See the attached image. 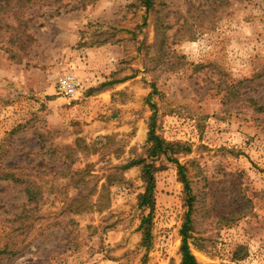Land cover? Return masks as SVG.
<instances>
[{"label":"rangeland","instance_id":"obj_1","mask_svg":"<svg viewBox=\"0 0 264 264\" xmlns=\"http://www.w3.org/2000/svg\"><path fill=\"white\" fill-rule=\"evenodd\" d=\"M218 2L37 7L21 61L0 42V245L28 225L0 264H179L186 196L176 166L147 156L152 119L185 167L198 263L264 264V0ZM67 74L72 98L57 92ZM135 160L157 169L149 249L142 165L122 168Z\"/></svg>","mask_w":264,"mask_h":264},{"label":"trees","instance_id":"obj_2","mask_svg":"<svg viewBox=\"0 0 264 264\" xmlns=\"http://www.w3.org/2000/svg\"><path fill=\"white\" fill-rule=\"evenodd\" d=\"M65 0H0V42L4 41L5 43V52L9 55L11 61H21L23 56L27 52L28 46L32 42L31 36L27 33V24L29 23V14L30 10H33L37 7H50L57 6V10L60 7H66L68 4H71L72 1L75 2L73 9H83L96 0H67L68 2L64 4ZM160 0H136L137 4L143 7L146 13L154 12L158 14L159 11L155 10V4ZM215 1V0H214ZM219 5H223V0H218ZM204 11H201L203 13ZM165 16H157L155 19V39L153 46L157 51L163 52L166 48V36L165 31L170 27L165 21ZM200 21V19H199ZM201 25V24H199ZM200 27V26H199ZM163 56L160 58L162 60ZM260 111L264 108L260 107ZM147 142L150 144L147 150L148 158L152 160L164 157L170 163L174 164L177 168V173L180 179V182L183 184L185 192V204L187 207L186 214L184 216V222L181 225L179 230L181 236V244L179 247L180 253V263L179 264H199L194 255L191 253L189 247V240L191 239V213H192V201L193 197L190 195V188L188 181L185 175V167L181 165L176 158H174L175 150L174 147L177 145L175 143L166 142L160 136H158L154 131V119L151 120L149 125V131L147 134ZM144 160H135L131 161L125 166H122L123 169H128L133 166L142 165L141 167V178L144 182V190L142 193L137 196V206L139 209L147 210L148 213L141 217L138 230L141 233V246L149 249L151 246L152 240V215L155 207V178L154 173L156 172L155 166L151 164H144ZM3 179H11L15 183H21L22 181L16 179L14 174L3 173L1 175ZM30 184L25 188V193L27 196H30ZM28 212V211H27ZM27 215L22 214L14 221L17 223V226L10 228V234L12 238L0 245V255H16L20 253L23 248L17 242L12 241L14 235L18 233L19 235L23 234L24 229L28 225H24ZM236 259V258H235Z\"/></svg>","mask_w":264,"mask_h":264},{"label":"built area","instance_id":"obj_3","mask_svg":"<svg viewBox=\"0 0 264 264\" xmlns=\"http://www.w3.org/2000/svg\"><path fill=\"white\" fill-rule=\"evenodd\" d=\"M79 83L72 74L62 76L57 82V92L65 98H72L78 89Z\"/></svg>","mask_w":264,"mask_h":264}]
</instances>
